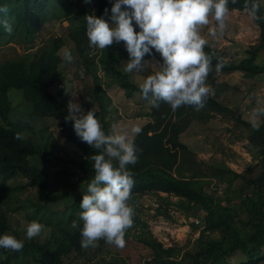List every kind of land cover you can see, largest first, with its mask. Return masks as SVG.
<instances>
[{
  "label": "trees",
  "instance_id": "obj_1",
  "mask_svg": "<svg viewBox=\"0 0 264 264\" xmlns=\"http://www.w3.org/2000/svg\"><path fill=\"white\" fill-rule=\"evenodd\" d=\"M112 3L114 0H91L90 3L84 0H0V7L8 9L6 14L0 13V20L8 19L13 28L9 35L0 25V46L12 43L24 46L25 50L13 59L0 61V236L13 235L24 241V248L19 252L0 249V264H96L93 258L105 241L100 240L94 248H82L79 216L82 198L95 175L92 156L99 152L82 142L75 134L74 122L66 119L70 118L69 99L60 71L63 39H54L49 47L35 55L31 50L46 25L65 18L71 25L68 37L73 42L77 61L82 62L86 74L93 78L92 94L101 113L110 101L104 85L108 88L116 85L127 96L141 94L140 87L131 82L120 67L123 60L120 48H125L123 42L113 43L105 50L89 47L85 17L95 15L108 20ZM258 3V16L264 17L261 0ZM244 4L245 0H237L235 4L229 0V11L246 12ZM105 9H108L107 15ZM253 20L259 30V39L246 49V56L240 60L227 62L206 44L204 50L212 57L214 66L219 62L223 64V72L264 74V61H260L264 57V19ZM99 70L109 79L108 83L103 84ZM54 86L57 87L55 92ZM13 91H17L23 100L22 117L17 112L18 107L13 105ZM212 112L226 114L231 110L212 94L200 110L188 105L173 110L164 102H160L159 107L151 104L146 124L132 139L139 159L134 166H128L135 181L129 204L135 208L137 200L146 193H153L167 203L177 198L180 210L186 211L187 215L194 212L199 216L200 221L193 223V228L200 230L199 224L203 225L192 249L183 250L179 244L165 248L134 216L137 222L133 227L140 228L135 238L152 252V257L143 264H258L264 261V120L257 131L250 122L239 116L236 118L247 129L248 144L262 168L261 176L247 178L229 168L218 169L214 177L222 184L220 189L215 188L210 193L197 179L199 176L185 173L191 172L193 160L180 135L194 117H210ZM15 113L20 117H15ZM45 119L58 120L66 141L75 144L81 154L65 159L50 151L47 142L40 143L31 130L36 122ZM101 123L105 134H110L108 122L102 120ZM43 129L39 132L44 136ZM17 133L23 138L16 139ZM70 161L79 169V174L76 181L68 183L67 163ZM50 166H61L60 173L65 175L57 190L52 188L47 170ZM238 179L243 180V184L233 190ZM246 186L250 192L245 191ZM25 188L34 191L35 198L29 195L23 208L30 222L36 220L49 229L44 238L37 236L28 240V225L24 229L14 226L5 208L4 200L8 199L9 193ZM220 191L223 196L218 195ZM230 194L240 195L239 204L233 203ZM222 201L226 204L222 205ZM52 203L56 206L52 207ZM74 220L80 226L77 229L71 228ZM236 253L241 254L238 263L233 261ZM113 264L130 263L117 259Z\"/></svg>",
  "mask_w": 264,
  "mask_h": 264
},
{
  "label": "rangeland",
  "instance_id": "obj_2",
  "mask_svg": "<svg viewBox=\"0 0 264 264\" xmlns=\"http://www.w3.org/2000/svg\"><path fill=\"white\" fill-rule=\"evenodd\" d=\"M261 4L264 7V0H261ZM225 24L223 34L220 35L217 28V35L213 36L210 29L217 27V25L214 17H210V24L201 28V35L209 47L214 49L217 55L225 61L240 60L246 56V49L259 39V30L248 12L238 10L228 12ZM70 27L69 21L65 18L46 25L31 52L35 55V53L49 47L54 39L62 38L65 43L60 49L62 57L64 49H68L75 58L74 63L69 64L63 60L60 66V71L64 75L65 93L69 102L79 104L85 114L93 109L100 123L102 120L108 122L109 133L112 131L113 124L128 129L132 140L135 135L131 134V127L139 126L142 128L146 124L151 103L145 100L140 93L127 96L124 90L116 85H111L109 88L104 85L110 101L106 103L105 111L101 113V107L92 94L93 78L86 74L82 62L77 61L73 42L68 37ZM120 49L123 57L120 67L129 80L139 87L149 75L161 70L159 64L163 63L162 58L159 53L152 49L151 55L144 57V60L149 64H146L139 72H126V63L130 58L125 48ZM24 51V46H15L12 43L4 44L0 46V61L13 59ZM260 61L263 62L264 57ZM212 65V71L206 80V84L212 88V95L227 106L231 112L226 114L212 112L210 117H194L189 127L180 135L181 142L188 147V152L191 153L189 158L193 160L191 161L193 163L190 164L191 172L187 170L185 173L188 175L195 173L199 176L197 179L201 183L203 182L206 191L210 193L215 188L220 189L219 185L222 184L217 177H214V173L218 169L229 168L247 178H256L261 174L262 168L254 159L248 144L247 129L236 118L239 116L242 120L250 122L252 110L256 107H264V74L246 75L236 71L228 73L222 70L217 72L214 64ZM81 71H83V76H81ZM98 73L102 76L103 84L109 82L102 70H99ZM56 90L57 87L54 86L53 91ZM12 102L14 106L18 107L17 112L22 117L23 113L21 112L25 108L22 106L23 100L17 91L12 93ZM14 116L20 117L17 113ZM263 120L264 117H259L257 123L260 124ZM41 129L44 130V136L39 132ZM31 134L38 138L40 143L42 141L47 142L48 149L53 150L60 157L70 159L81 154L80 149L75 144L66 141L58 120L45 119L44 122H36ZM61 169V166L47 168L53 183L52 186H54L52 188L55 190L65 178V175L60 173ZM67 169L70 171L68 183L76 181L79 169L72 161L67 163ZM242 184L243 180H236L232 187L233 190ZM224 185L222 186L224 187ZM245 191L250 192L251 190L246 186ZM29 195L33 199L35 198L34 191L25 188L9 193L8 199L4 200L5 208L12 223L19 229H24L30 223L27 211L23 208L24 201ZM162 195L165 196V194ZM218 195L223 196V192L220 191ZM230 196L234 199L233 203L239 204L240 195L230 194ZM171 201L172 203H167L161 201L153 193H146L135 203V217L147 226L153 236L165 248L179 244L183 250L192 249L203 229L201 224H199L200 230L193 228V223H198L200 218L194 212H189L190 215H187L186 211L180 210L177 205V198H172ZM225 204L226 201H222V205ZM51 206L54 207L56 204L52 203ZM241 217L246 218V215L241 214ZM136 222L134 220L133 226L136 225ZM133 226L126 232L124 248H117L104 242L100 250L98 249L96 252L97 255L93 258V262L96 264H113L117 259H125L130 264H143L150 259L152 257L151 250L135 238V233H138L140 228ZM48 232L49 229L45 227L38 237L44 238ZM233 261L240 262L241 254L236 253L233 256ZM258 264H264V261Z\"/></svg>",
  "mask_w": 264,
  "mask_h": 264
},
{
  "label": "clouds",
  "instance_id": "obj_3",
  "mask_svg": "<svg viewBox=\"0 0 264 264\" xmlns=\"http://www.w3.org/2000/svg\"><path fill=\"white\" fill-rule=\"evenodd\" d=\"M228 5L229 0H114L108 20L95 15L85 17L89 47L105 50L113 43L123 42L130 58L125 67L128 73L139 72L149 64L144 57L151 55L154 49L163 63L159 64L160 71L149 75L140 85L142 97L154 107L164 102L173 110L185 105L200 110L213 94L206 84L213 67L212 57L204 50L207 41L200 30L214 17L217 27L210 29L211 34L217 35L218 28L222 35ZM244 10L254 19H264L258 16V0H245ZM7 12L6 7H0V13ZM107 14L108 9H105ZM0 25L11 35L13 28L8 19L0 20ZM62 59L69 64L75 60L68 49H64ZM222 68V63H216L217 72ZM68 111L70 118L66 119L74 122L75 134L99 152L92 156L95 175L80 204L81 247L94 248L104 240L122 249L126 232L134 223L135 210L129 201L135 181L128 166L138 162V150L130 139L129 130L118 124H113L111 133L105 134L93 109L85 114L79 104L70 101ZM259 117H264V107L254 108L250 115L252 127L257 131ZM141 131L139 126L130 129L133 135ZM15 138L23 137L17 133ZM78 227L74 220L71 228ZM44 229L45 225L33 220L26 228V238L31 240ZM23 248V240L8 234L0 236V249L19 252Z\"/></svg>",
  "mask_w": 264,
  "mask_h": 264
},
{
  "label": "crops",
  "instance_id": "obj_4",
  "mask_svg": "<svg viewBox=\"0 0 264 264\" xmlns=\"http://www.w3.org/2000/svg\"><path fill=\"white\" fill-rule=\"evenodd\" d=\"M241 12V11H240Z\"/></svg>",
  "mask_w": 264,
  "mask_h": 264
}]
</instances>
